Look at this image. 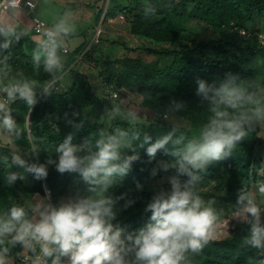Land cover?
<instances>
[{
  "label": "clouds",
  "instance_id": "obj_1",
  "mask_svg": "<svg viewBox=\"0 0 264 264\" xmlns=\"http://www.w3.org/2000/svg\"><path fill=\"white\" fill-rule=\"evenodd\" d=\"M156 14L155 6H144L145 20ZM76 32L71 8L46 24L40 21L36 0H0V141L16 142L27 136V128L13 115L17 100L30 112L38 97L60 91L69 41ZM26 39L34 45L31 72L10 63L11 50ZM258 39L264 44V32ZM41 71L47 79H39ZM195 83L198 106L207 112L196 134H186L183 122L170 123V129L155 139L142 133L143 114L133 94L106 87L109 103L99 121L119 119L125 126L101 128L82 142L70 133L44 162L38 159L42 151L35 138L27 150L10 148V156H0L5 165L10 159L22 170L5 174L4 187L9 189L28 175L45 180L50 167L78 177L76 187L58 199L45 185L43 194L29 193L0 209V264H191L193 256L217 239L225 214L214 200L201 195L203 173L253 133L264 136V79L226 72L222 78H197ZM187 109L185 101L170 96L162 118ZM158 153L170 159L157 161ZM138 162H155L152 177L171 173L166 177L170 187L152 195L144 208L150 213L148 222L129 230L117 220L136 201L128 191L117 194L115 189ZM259 172L264 175V167ZM135 187L141 191L144 186L137 181ZM230 214L232 222L247 226L242 246L255 250V264H264V181L252 186L242 182Z\"/></svg>",
  "mask_w": 264,
  "mask_h": 264
},
{
  "label": "trees",
  "instance_id": "obj_2",
  "mask_svg": "<svg viewBox=\"0 0 264 264\" xmlns=\"http://www.w3.org/2000/svg\"><path fill=\"white\" fill-rule=\"evenodd\" d=\"M195 10V16L209 20L217 29L218 37L206 41L194 43L191 47L181 45L179 49L169 51H153L150 53L159 55H171V62L160 70L143 69L141 61L134 57L123 59V70L114 73V78L103 79L112 83L116 89L123 87L137 92L143 96L144 103L151 106L165 105L170 96L187 103L188 109L176 116L189 121L199 129L205 121L207 112L199 107V98L196 96V79L203 78L209 81L222 78L226 72L239 73L244 78H251L256 71L251 66H244L246 59H254L264 52L255 33L241 35L238 31L241 22L250 18L255 12L264 17V0H191ZM146 4H152L157 8L155 17L145 20L142 16ZM127 11V12H126ZM188 14V9L182 0H130L123 11L124 21L129 25L128 32L131 35L150 39L155 42L172 43L177 40L181 29L173 23V18H180ZM111 42L120 44L124 49L127 45L117 39L108 38ZM34 47L31 40L22 41L11 50L10 63L14 66L25 68L31 72L30 54ZM211 49L214 56L208 55L205 50ZM81 50V45L69 51L67 64L76 58ZM129 50L135 51L136 48ZM71 83L68 89L47 98H38V103L29 112L27 105L22 100H17L13 105V115L18 123L26 125L27 117H30V126L27 136L19 141L12 142L16 148L27 150L33 138L41 147L39 161L44 162L48 154H54L55 146L70 133L74 134L76 142L82 140L97 130L104 128L103 121H99L109 103L106 99H100L91 89L88 78L84 73L70 71ZM47 74L41 71L39 79H47ZM74 97H79L87 103L92 112L93 119L82 116ZM72 120L82 127L76 128L67 121ZM125 126L123 121L117 119L111 127ZM142 133L147 132L155 139L157 136L144 127H139ZM258 131V130H257ZM29 134L31 137H29ZM264 147V138L253 133L252 137L244 140L238 148L229 156V160L223 159L210 165L203 173L201 185L212 181L217 182L221 173L228 170V190L237 196L242 182L250 186L251 161L248 153L243 148L253 144ZM143 159L147 156L141 150ZM157 158L170 159L162 153ZM150 175L148 164L135 163L131 172L116 186V193L128 191L135 204L120 212L117 222L122 226H131L136 230L144 226L150 213H145L144 208L152 195L160 190L157 186H151L141 191L133 190L136 182L142 183ZM78 177L75 174H59L54 168L49 169V175L45 180H35L36 191H42L44 184L52 191L53 197L58 199L71 187H76ZM82 187V185H80ZM218 208H226V201L221 198H213ZM247 232V226L235 227L234 235L230 238L215 240L210 243L201 254L205 255L201 264H246L255 262V250L242 246V240Z\"/></svg>",
  "mask_w": 264,
  "mask_h": 264
},
{
  "label": "rangeland",
  "instance_id": "obj_3",
  "mask_svg": "<svg viewBox=\"0 0 264 264\" xmlns=\"http://www.w3.org/2000/svg\"><path fill=\"white\" fill-rule=\"evenodd\" d=\"M182 1L188 9V14L180 18H173V23L181 29V32L176 41L168 43L155 42L150 39L131 35L128 32L127 22L120 19L119 14L124 10L126 5L130 3V0H36L39 17L48 24L55 22L66 8H71L75 13L77 25V32L75 35L78 36L80 42H82L80 44L81 50L71 64L66 67L65 72L61 74L59 79L60 91L69 88L71 83L70 71H78L87 76L91 89H95V84H100L102 89L101 93L97 92L99 87L95 89L94 93L101 94L99 98L103 100L105 98L103 97L101 80L108 76L114 78L113 75L115 72L123 70L124 58L128 56L137 58L141 61L143 69L157 71L168 65L172 60V56L150 53L146 49H151L153 51H169L179 49L181 45L191 47L194 43L199 41L217 38L218 33L216 27L209 20L197 18L195 16V10L191 0ZM97 28L101 29L99 34H96ZM239 28L244 29L250 34L264 32V17L255 12L250 18L241 22ZM106 31H119L121 35H117L116 39L128 45L129 49L136 48L137 50L131 51L129 49H124L122 45L107 40L108 34L105 33ZM205 52L211 57L214 56L211 49H206ZM243 65L253 67L256 71V75L264 79V52L258 54L254 59H246ZM122 89L125 88L121 87L120 92ZM127 91L133 94V101L138 105L143 114L139 127H144L156 136H159L170 129V123L183 122V130L186 134L192 135L198 132L199 129L194 127L189 121L176 115L169 116L167 119L162 118L164 105L151 107L144 103L141 94L130 90ZM74 101L78 105L80 114L92 120L93 112L90 106L84 103L79 97H74ZM115 121L116 120H112L111 118H106L103 120L104 128H110ZM257 136L264 138V136ZM10 148L17 149L13 143L8 140L0 141V156H10ZM243 151L250 156V186L254 185L257 181H264V175H261L259 172L260 168L264 167V147L256 143L243 148ZM226 159L228 161L230 158L227 157ZM144 160H147V158ZM159 160L161 159L157 158V161ZM148 165L150 167V175L141 183L144 186L143 189L151 186H157L159 189H167L170 187L166 177L171 175V173L166 174L161 172L156 177H152L151 169L155 166V162ZM8 171L22 170L12 166L10 159L9 163L6 165L0 161V209L9 206L13 202H17L29 193L43 194L44 188L42 191H36L35 179L31 175H28L27 179L24 181H18L14 188L9 189L4 187L3 178ZM229 174L228 170H224L221 173V178L217 182L210 181L203 186L200 185L199 188L201 195H203L206 200L221 198L227 203L224 218L221 222V231L218 233L216 240L232 237L235 227L241 226V224L234 221L232 222V216L230 214L231 205L235 203L236 198L235 194L230 192L227 188ZM73 188L74 187L67 189L62 196L66 195ZM133 190H136V187H134ZM141 227L143 226L137 229ZM127 228L132 230L130 229L131 226ZM204 257L205 255L201 253L193 256L191 258V264H201ZM221 264L230 263L225 262ZM246 264H255V262H248Z\"/></svg>",
  "mask_w": 264,
  "mask_h": 264
},
{
  "label": "crops",
  "instance_id": "obj_4",
  "mask_svg": "<svg viewBox=\"0 0 264 264\" xmlns=\"http://www.w3.org/2000/svg\"><path fill=\"white\" fill-rule=\"evenodd\" d=\"M27 19H31V13L28 15V17H27ZM128 25V24H127ZM129 29V25H128V27H127V30ZM106 34H108L107 35V37L108 38H113V39H116V36L117 35H121V33H119V31H106L105 32ZM74 39H77V40H74ZM83 41V40H82ZM82 42H80V40H79V37L78 36H74V37H72V38H70V41H69V49H70V51H72L74 48H76L77 46H79L80 44H81ZM127 47H129L128 45H127ZM95 89L96 88H98L99 87V89H98V93H101V91H102V89H101V87H100V84H95ZM95 89H93V91H95ZM98 93H95L98 97L99 96H101V94H98Z\"/></svg>",
  "mask_w": 264,
  "mask_h": 264
},
{
  "label": "built area",
  "instance_id": "obj_5",
  "mask_svg": "<svg viewBox=\"0 0 264 264\" xmlns=\"http://www.w3.org/2000/svg\"><path fill=\"white\" fill-rule=\"evenodd\" d=\"M31 18H32V14H31ZM119 18L122 19V20H124V18H123L122 15H119ZM40 21L43 22V23L48 24L46 21H44V20L41 19V18H40ZM238 31H239V33H240L241 35H247V34H248L244 29H241V28H239ZM100 32H101V29L97 28V30H96V34H99ZM259 33H261V32H259ZM259 33H255V36H256V38H257L258 43H259L261 46H264V44H261V42H260L259 39H258V35H259ZM101 86H102V88H103V97H104L105 99L108 98V97L106 96V93H105V88H106V87L109 88V89H110L111 91H113V92H119V90L116 89L112 83H109V82L105 81L104 79L101 80ZM58 87H59V84H58Z\"/></svg>",
  "mask_w": 264,
  "mask_h": 264
},
{
  "label": "water",
  "instance_id": "obj_6",
  "mask_svg": "<svg viewBox=\"0 0 264 264\" xmlns=\"http://www.w3.org/2000/svg\"><path fill=\"white\" fill-rule=\"evenodd\" d=\"M26 125H27V129H29V126H30V117H29V115L27 117ZM29 137H31L30 134H29ZM44 186H45V184H44Z\"/></svg>",
  "mask_w": 264,
  "mask_h": 264
}]
</instances>
